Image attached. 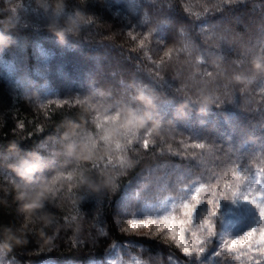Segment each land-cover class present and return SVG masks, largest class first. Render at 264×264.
Instances as JSON below:
<instances>
[{
    "label": "trees",
    "instance_id": "obj_1",
    "mask_svg": "<svg viewBox=\"0 0 264 264\" xmlns=\"http://www.w3.org/2000/svg\"><path fill=\"white\" fill-rule=\"evenodd\" d=\"M262 207L264 0H0V264H264Z\"/></svg>",
    "mask_w": 264,
    "mask_h": 264
},
{
    "label": "snow or ice",
    "instance_id": "obj_2",
    "mask_svg": "<svg viewBox=\"0 0 264 264\" xmlns=\"http://www.w3.org/2000/svg\"><path fill=\"white\" fill-rule=\"evenodd\" d=\"M190 14V13H189ZM197 199H199V197H197ZM247 200L251 203L252 200H250L249 198H247ZM260 212V216L264 217V207L260 208L259 210ZM157 223L154 222V221H151V220H148V221H129V227L128 228H125V229H122L123 231H128L129 229L132 230V231H136L138 229H145V228H150L154 225H156ZM158 232L160 233H164L166 231H168L167 229H164L163 227L162 228H158L157 229ZM255 232H256V229L253 230H249L248 233L246 235H244L242 237V239L240 240H233L231 242V249H236L237 245H242V246H249L251 245V242H252V239L255 235ZM260 235V242L264 243V235H262V233L260 232L259 233ZM179 232L176 231L175 229H173L171 231V235L169 237H166V239H169L171 242L175 243L176 246L179 248L181 247V245H183V240H180L179 238ZM203 251V250H201ZM260 255H264V249H260L258 250ZM183 253L184 255L186 256H191L192 255V252L189 250L188 247H183Z\"/></svg>",
    "mask_w": 264,
    "mask_h": 264
},
{
    "label": "rangeland",
    "instance_id": "obj_3",
    "mask_svg": "<svg viewBox=\"0 0 264 264\" xmlns=\"http://www.w3.org/2000/svg\"><path fill=\"white\" fill-rule=\"evenodd\" d=\"M96 64V63H95ZM56 165V162H54V160L51 158L46 159V160H42L40 163H38V165L36 166V173L37 176H39L40 178L42 177V172L49 170V168L53 167ZM36 181L32 180L31 181V185L35 187ZM38 184V183H37ZM38 186V185H36ZM31 187V186H30ZM33 187V188H34ZM27 188V187H26ZM155 222V221H154ZM175 223V217H172L171 220L168 222L167 220L164 221H159L156 225L150 227V228H145V229H139L142 232H149L150 229L154 230L156 232L158 228H164L167 229L168 231L164 232L166 235L170 236L171 235V231L173 229H175L176 231L179 232V239L183 240V245L187 244L188 240L190 241L191 239L188 238V236L186 234H184V232L182 233V231L174 224Z\"/></svg>",
    "mask_w": 264,
    "mask_h": 264
}]
</instances>
